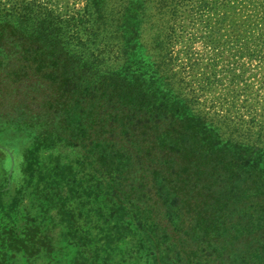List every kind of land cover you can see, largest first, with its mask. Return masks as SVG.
<instances>
[{
	"label": "trees",
	"instance_id": "16d2710c",
	"mask_svg": "<svg viewBox=\"0 0 264 264\" xmlns=\"http://www.w3.org/2000/svg\"><path fill=\"white\" fill-rule=\"evenodd\" d=\"M38 2L0 5L10 39L0 65L8 94L33 90L18 102L20 128L37 135L18 195L37 186L41 236L66 223L88 252L131 238L150 264H264V165L205 139L198 117L160 100L142 70L136 80L103 70L94 47Z\"/></svg>",
	"mask_w": 264,
	"mask_h": 264
},
{
	"label": "rangeland",
	"instance_id": "374dc122",
	"mask_svg": "<svg viewBox=\"0 0 264 264\" xmlns=\"http://www.w3.org/2000/svg\"><path fill=\"white\" fill-rule=\"evenodd\" d=\"M37 1L60 17L73 41L94 47L103 70L135 80L142 70L160 100L181 101L198 117L205 139L243 165H264V0ZM4 37L0 63L1 49L8 52L1 41L10 40ZM7 72L0 65V264H150L135 239L88 252L72 244L66 223L49 225L44 238L35 229L44 217L37 186L18 195L23 154L37 137L20 128L26 104L18 102L33 90L20 84V95L8 94Z\"/></svg>",
	"mask_w": 264,
	"mask_h": 264
}]
</instances>
